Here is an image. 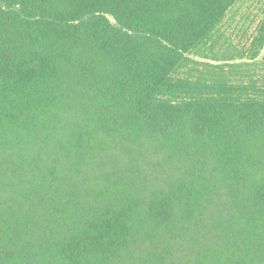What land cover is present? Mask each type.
Segmentation results:
<instances>
[{"label": "trees", "instance_id": "obj_1", "mask_svg": "<svg viewBox=\"0 0 264 264\" xmlns=\"http://www.w3.org/2000/svg\"><path fill=\"white\" fill-rule=\"evenodd\" d=\"M238 1L0 0V264H264V74L231 63L264 14L238 50Z\"/></svg>", "mask_w": 264, "mask_h": 264}, {"label": "rangeland", "instance_id": "obj_2", "mask_svg": "<svg viewBox=\"0 0 264 264\" xmlns=\"http://www.w3.org/2000/svg\"><path fill=\"white\" fill-rule=\"evenodd\" d=\"M264 14V0H239L234 6H232L226 13L223 18L220 26L224 34V37L229 38L231 44L238 50H247L250 48V43L253 37L256 34L257 27L261 21ZM224 53L230 50L229 47L224 48ZM226 50V51H225ZM194 59L200 60L201 62H211V63H221L222 57L221 54H217L219 61H212L209 59H201L199 57H193ZM247 63V62H257V65L250 66V72L254 73V77L257 78L262 73L264 74V46L260 50L258 57L254 61H250L248 56L239 59L236 58L231 63ZM249 67V66H248ZM246 68V67H245ZM237 73H245L242 70L237 69ZM248 79V77L246 78ZM147 168H151L147 164ZM159 177L162 176L160 173ZM202 231L198 232V237L202 238ZM203 239V238H202ZM205 242L203 239L199 243H191L194 247H199L201 243ZM176 247L178 250H174L172 257L169 255L167 261L172 263L173 261L178 264H185L189 258H193V262L196 259L197 262H201L202 257L195 255L185 243L177 244ZM205 253V252H203ZM171 257V258H170ZM124 264H141L138 260L127 261ZM196 264V262H195Z\"/></svg>", "mask_w": 264, "mask_h": 264}]
</instances>
